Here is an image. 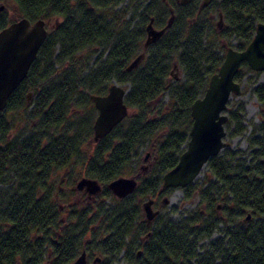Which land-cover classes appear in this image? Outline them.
I'll use <instances>...</instances> for the list:
<instances>
[{
  "label": "trees",
  "instance_id": "1",
  "mask_svg": "<svg viewBox=\"0 0 264 264\" xmlns=\"http://www.w3.org/2000/svg\"><path fill=\"white\" fill-rule=\"evenodd\" d=\"M11 1L18 18L44 19L48 35L28 75L0 111V264H71L95 243L101 253L95 264H111L127 247L130 264H264V82L253 90L260 121L248 140V158L229 150L211 157L204 183L182 187L184 201L199 195L195 211L177 222L158 218L147 223L139 204L173 189L162 190V176L187 144L191 104L203 95L224 59L225 54L208 44L213 14L223 16L229 32L239 39L233 47L243 49L256 24L264 21V0H213L207 6L202 0H175L169 6L167 0H147L129 18L128 7L120 6L124 0ZM170 8L175 13L172 25L144 47L150 18L163 27ZM18 18L2 11L0 29ZM100 48L88 66L84 57ZM142 52L138 66L128 70ZM173 62L180 65L183 79L170 80ZM246 70L252 71L243 62L238 82ZM114 81L128 88L129 112L107 135L93 139L88 115L66 124L76 115V100L97 109L90 95L106 93ZM164 95L166 102L161 101ZM241 111L229 114L226 126L235 123V133L244 129ZM144 143L155 150L157 171L140 177L134 192L118 198L108 183L131 172L132 156ZM75 162L102 185L94 201L71 202L75 188L68 185L73 184L60 189L52 179L57 170ZM218 202L226 213H217ZM220 224L225 225L223 236L200 252V242ZM142 235L145 239L138 241ZM131 237L136 241L129 246Z\"/></svg>",
  "mask_w": 264,
  "mask_h": 264
},
{
  "label": "water",
  "instance_id": "2",
  "mask_svg": "<svg viewBox=\"0 0 264 264\" xmlns=\"http://www.w3.org/2000/svg\"><path fill=\"white\" fill-rule=\"evenodd\" d=\"M177 1L186 4L190 0ZM211 1L213 0H202V6H207ZM5 7L4 3H0V12L4 11ZM174 18V9L170 8L166 25L156 28L153 24L154 18L151 17L146 26L144 47L159 39L172 25ZM47 35L46 21L40 18L31 21L22 16L0 29V111L6 107L10 95L28 75L29 68ZM143 57V52L138 54L127 69L131 70L138 66ZM243 62L252 70L264 71V21L256 24L253 38L245 48L226 47L224 59L210 76L205 92L191 104L193 121L187 144L175 166L163 174L162 190L182 188L193 183L209 159L219 155L227 144L224 140L227 135L226 123L229 120L226 110L232 94L240 95L242 92V84L236 80V74ZM127 92L128 88L114 81L106 93L90 95L98 110L93 122L95 141L107 135L127 116L129 112V107L125 103ZM137 185L136 176L124 175L108 183L109 189L118 198L130 195ZM75 188L79 191L84 190L89 196L94 197L101 193L102 185L96 178L83 176L77 180ZM152 203V198L142 203L147 223H151L158 214ZM248 219L250 214L245 218ZM98 261L100 258L97 256L89 263L87 252L83 249L72 264H95Z\"/></svg>",
  "mask_w": 264,
  "mask_h": 264
},
{
  "label": "rangeland",
  "instance_id": "3",
  "mask_svg": "<svg viewBox=\"0 0 264 264\" xmlns=\"http://www.w3.org/2000/svg\"><path fill=\"white\" fill-rule=\"evenodd\" d=\"M175 2V0H167L165 2L166 5L169 6L170 2ZM147 0H124L120 6H127L128 12L126 14V18H129L137 9V13H139L143 6L147 3ZM1 3V2H0ZM3 3V2H2ZM5 10L7 12V15L9 17L18 18L20 16V13L18 11V8L15 6V4L11 0H5ZM156 6V5H155ZM164 7L163 5H160ZM1 13V12H0ZM169 16L167 15L166 20H168ZM136 21V19H134ZM156 27H160L161 23L159 22L154 23ZM213 29L220 32L224 31L225 35H220L218 33H214ZM146 34L144 35L142 41L145 39ZM208 44H212L216 46L215 51L216 53H220L221 55L225 54L226 47L227 46H236L238 44L239 39L229 32L228 27L225 25V19L223 16L220 17L219 12H215L212 16V21L210 22L209 29H208ZM142 50L141 48L139 51ZM102 51V48H100L96 53L92 50L91 56H85L84 61H87L88 66L92 67L95 60L99 57L100 52ZM58 53V49L55 50L54 56H56ZM86 55V54H84ZM105 56V52L103 54V58ZM175 64V65H174ZM174 65V66H173ZM60 65L56 64V68H59ZM170 80L173 81L174 79H183V72L178 64V62H173L172 67L170 68ZM245 72V71H244ZM264 82V73L261 71H247L245 75L242 77L240 83L242 84V92L240 95L232 94L228 101V106L226 112L228 114L237 111L239 108H242L241 114L243 117V131L241 133H235V123L231 124L230 126H226L227 135L224 138L225 142L227 143L225 147L220 151L219 155H223L225 151L229 150L232 152H240L241 156L248 158L250 153V147H249V137L252 132L253 126L257 123H259V101L257 97L255 96L253 90L254 87L258 84H261ZM28 100H31L33 97L30 93H28ZM162 102L167 101V95H164L161 99ZM74 107H77L78 109L74 112L76 115L73 116L69 121L66 122L68 124L72 121L74 122L75 118H84L85 116H91V127L93 124V121L98 113L97 109H93V104L87 103V105L77 102ZM227 125V123H226ZM93 134V133H92ZM91 134V135H92ZM148 154V155H147ZM145 156H148L146 160H144ZM80 163H74L66 168H62L57 170L53 178L56 183L58 184V187L60 186L62 189L65 185L67 186L69 183H72V185H68L75 188L77 180H79L81 177L85 176L83 172H81V168L79 167ZM131 167L132 170L129 174H126L125 176H132L136 173H141V176L138 177L140 180V177L149 176V174H153L157 171L156 169V162H155V150L149 145V143H144L143 145L139 146L131 159ZM209 174V167L207 164L202 168L200 171V174L196 177L193 183L195 184H203L205 177ZM87 176V175H86ZM89 177V176H87ZM60 183V185H59ZM192 183V184H193ZM101 184V183H100ZM73 188V189H74ZM75 195L70 197L71 202L75 201H81V202H91L98 197V195L91 197L89 194L84 190H77L75 188ZM183 190L182 188H173L171 191H169L167 194H165L162 198L158 199L154 205L153 209L158 210L157 216L152 220V223L155 222L158 218H168L175 222L181 220L182 218L188 216L191 212L196 210V206L199 203V195H195L191 200L184 201L183 199ZM79 197V198H77ZM79 199V200H76ZM167 199V200H165ZM110 199L106 198V203L108 204ZM148 200L142 199L140 200V208H142V203L144 201ZM219 205L217 206V213L221 215L222 213H226L228 210L224 207V204L222 202H218ZM142 211V210H141ZM144 212V211H143ZM143 214V220L145 218V214ZM225 225L220 224L219 230L215 231L214 234L208 238L204 239L200 242V249L201 252L203 248L207 247L209 242L212 239H215L217 237L223 236ZM145 235H142L138 241H143L145 239ZM136 241L135 238L131 237L128 240L129 246H131ZM100 244L95 243L93 247H88L87 257L88 262L91 263L93 258L97 255H101L99 251ZM91 248H94L93 250ZM91 249V250H90ZM129 247L126 249L121 250L110 262L111 264H130L129 261L126 259V255L128 254ZM72 264V263H71Z\"/></svg>",
  "mask_w": 264,
  "mask_h": 264
},
{
  "label": "flooded vegetation",
  "instance_id": "4",
  "mask_svg": "<svg viewBox=\"0 0 264 264\" xmlns=\"http://www.w3.org/2000/svg\"><path fill=\"white\" fill-rule=\"evenodd\" d=\"M148 155V154H147ZM148 158V156H145V158H144V160H146ZM132 176H136L137 177V179H138V177L139 176H141V173L139 172V173H136L135 175H132ZM138 182H139V179H138ZM148 199H151V198H148ZM153 199V198H152ZM157 200L154 198L153 199V203H152V207H153V205H154V203L156 202Z\"/></svg>",
  "mask_w": 264,
  "mask_h": 264
},
{
  "label": "bare ground",
  "instance_id": "5",
  "mask_svg": "<svg viewBox=\"0 0 264 264\" xmlns=\"http://www.w3.org/2000/svg\"><path fill=\"white\" fill-rule=\"evenodd\" d=\"M154 24V23H153ZM155 26V25H154ZM156 27V26H155ZM156 28H161V27H156Z\"/></svg>",
  "mask_w": 264,
  "mask_h": 264
}]
</instances>
